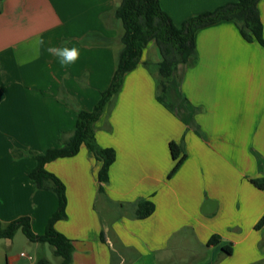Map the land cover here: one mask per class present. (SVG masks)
<instances>
[{"label":"crops","instance_id":"1","mask_svg":"<svg viewBox=\"0 0 264 264\" xmlns=\"http://www.w3.org/2000/svg\"><path fill=\"white\" fill-rule=\"evenodd\" d=\"M237 1L160 0L179 27ZM50 2L59 0H0V220L6 227L30 216L36 234L45 233L59 202L30 177L32 154L61 146L74 131L76 108L63 93L91 111L116 71L113 43L87 40L93 32L115 36L52 32L64 21ZM258 7L264 25V2ZM114 10L107 20L121 26ZM194 40L195 55L178 65L165 101L155 40L126 72L95 124L97 143L116 153L102 191V162L85 145L46 163L66 188L67 216L55 228L72 240L70 264H264V225L257 227L264 189L252 183L264 177V47L246 40L234 20L200 28ZM64 41L80 50L68 67L46 51ZM172 142L186 155L173 173ZM147 200L153 213L136 217ZM19 231L0 237V264H63L52 245Z\"/></svg>","mask_w":264,"mask_h":264},{"label":"trees","instance_id":"2","mask_svg":"<svg viewBox=\"0 0 264 264\" xmlns=\"http://www.w3.org/2000/svg\"><path fill=\"white\" fill-rule=\"evenodd\" d=\"M259 1L238 0L235 3H227L213 11L190 18L179 27L162 8L160 0H122L114 10L115 17L120 21L122 28L120 35L122 47L117 53V67L110 87L102 92L100 100L91 111L79 108L74 98L63 93L62 98L65 102L76 108L77 121L74 131L63 140L61 146L32 154L36 160V166L30 172V177L38 189L55 192L59 202L58 209L49 219L44 234L34 232L30 216H21L11 221L6 227L0 220V237L12 239L21 230L29 241L52 245L55 254L63 257V264H70L74 251L72 240L55 228V223L67 216L66 188L59 177L46 169V163L58 158L74 156L85 145L90 153L102 162L98 172L102 191L101 183L109 181V171L115 161L116 153L113 148L101 147L97 143L95 124L111 98L120 91L126 72L134 69L139 63L148 43L155 40L163 55V61L158 64L161 77L158 99L165 101L167 83L171 80L178 65L187 63L195 55L194 37L198 29L222 20H234L246 40H256L264 47V25L259 12ZM89 37L87 40L95 44L114 43L98 32H93ZM170 146L173 157L178 160L173 173L183 163L186 155L180 157V148L174 142ZM252 183L264 189V177L253 179ZM154 209L153 202L148 200L140 202L136 207L135 215L139 218H146L153 213ZM263 225L264 216L258 222L257 227ZM38 264H48V261L43 259Z\"/></svg>","mask_w":264,"mask_h":264},{"label":"rangeland","instance_id":"3","mask_svg":"<svg viewBox=\"0 0 264 264\" xmlns=\"http://www.w3.org/2000/svg\"><path fill=\"white\" fill-rule=\"evenodd\" d=\"M122 0H59V2H50L55 6L63 17V25L52 30L54 33L79 32L87 33V30L109 31L115 36L114 43L111 45L116 54L120 50V35L122 28L120 25L112 26L107 18L109 14L119 5ZM264 2V0H260ZM108 11V12H107ZM110 17V16H109ZM21 238L26 235L20 230Z\"/></svg>","mask_w":264,"mask_h":264},{"label":"clouds","instance_id":"4","mask_svg":"<svg viewBox=\"0 0 264 264\" xmlns=\"http://www.w3.org/2000/svg\"><path fill=\"white\" fill-rule=\"evenodd\" d=\"M45 41L40 38L37 39L34 42L35 47L37 48V51H39V48L43 46ZM68 41H64L63 45L60 47H54L49 46L46 51L59 59V63L61 67H68L72 64H75V62L80 58V50L77 47H67Z\"/></svg>","mask_w":264,"mask_h":264},{"label":"built area","instance_id":"5","mask_svg":"<svg viewBox=\"0 0 264 264\" xmlns=\"http://www.w3.org/2000/svg\"><path fill=\"white\" fill-rule=\"evenodd\" d=\"M21 256H23V257H28L29 259H33V256H32V255L27 254V253H25V252H21Z\"/></svg>","mask_w":264,"mask_h":264},{"label":"water","instance_id":"6","mask_svg":"<svg viewBox=\"0 0 264 264\" xmlns=\"http://www.w3.org/2000/svg\"><path fill=\"white\" fill-rule=\"evenodd\" d=\"M210 203H213V202L211 200H209L207 204H210Z\"/></svg>","mask_w":264,"mask_h":264}]
</instances>
